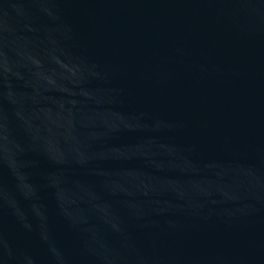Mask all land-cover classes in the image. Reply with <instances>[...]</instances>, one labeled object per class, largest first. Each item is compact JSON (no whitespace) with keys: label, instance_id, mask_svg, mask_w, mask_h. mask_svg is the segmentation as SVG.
Listing matches in <instances>:
<instances>
[{"label":"water","instance_id":"1","mask_svg":"<svg viewBox=\"0 0 264 264\" xmlns=\"http://www.w3.org/2000/svg\"><path fill=\"white\" fill-rule=\"evenodd\" d=\"M0 264H264V0H0Z\"/></svg>","mask_w":264,"mask_h":264}]
</instances>
